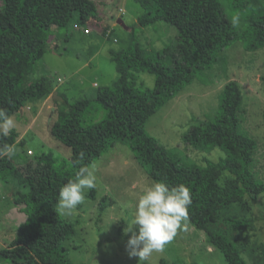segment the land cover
<instances>
[{"label":"trees","instance_id":"trees-1","mask_svg":"<svg viewBox=\"0 0 264 264\" xmlns=\"http://www.w3.org/2000/svg\"><path fill=\"white\" fill-rule=\"evenodd\" d=\"M0 1V109L11 117L30 99H44L54 91L53 78L48 75L25 82L44 56L46 40L56 37L69 41L76 32L75 24L87 35L83 28L98 19V14L90 0ZM245 2L232 0L234 9L244 11L245 24L237 27L221 0H152L153 14L140 15L137 24L146 27L164 22L174 26L180 57L170 64L154 61L147 56L135 26H129V44L109 52L119 78L98 88L94 97L69 102L61 94L64 108L57 113L50 132L70 148L69 167H56L53 152L41 153L38 158L44 164L46 186L39 188L14 156L0 157V169L17 176L14 202L25 214L16 237L0 249V264H84L73 263L68 257L64 241L75 233V224L55 211L59 190L76 178L80 167H90L115 141L131 149L153 182H164L170 188L187 186L192 199L188 220L208 233L209 242L230 264H247L234 240L220 230H210L222 219L234 230L253 227L252 217H223L222 212L244 198L257 200L264 193V179L253 167L257 142L241 129L243 94L238 82L229 80L224 85L211 120L199 121L182 135L184 143L198 150L219 148L224 155L217 161H187L144 130L157 110L210 69L219 53L232 43L240 41L248 51L264 47V8L257 0ZM142 71L154 75L152 88L135 84ZM95 101L103 116L88 123V110ZM17 137L16 131L0 136V149L16 145ZM223 173L230 176L221 184Z\"/></svg>","mask_w":264,"mask_h":264},{"label":"rangeland","instance_id":"rangeland-1","mask_svg":"<svg viewBox=\"0 0 264 264\" xmlns=\"http://www.w3.org/2000/svg\"><path fill=\"white\" fill-rule=\"evenodd\" d=\"M90 1L98 14V19L86 26L91 31L82 35V28L75 24L76 32L69 41L56 37L46 40L44 56L38 61L35 71L26 77L25 82L29 83L48 75L53 78L54 91L44 99H30L11 115L15 123L11 131L18 133L13 156L39 188L46 186L44 164L38 158L41 153L53 152L58 168L69 167L70 163V148L50 132L57 113L64 108L61 94L69 102L84 96L94 97L98 88L110 86L119 78L109 52L129 44V31L116 22L118 18L128 26H135L147 56L154 61L170 64L181 55L174 26L164 22L146 27L137 24L140 15L147 12L153 14L152 0ZM241 1L246 5V0ZM221 2L231 21L237 27L244 26V11L234 9L232 0ZM257 3L264 8V0H257ZM262 77L264 47L248 51L240 41H235L219 53L217 62L210 69L157 110L146 121L144 130L187 161L198 164H205L207 160L217 161L224 155L219 148L207 152L198 150L184 143L182 135L199 121L213 118L222 88L229 80H235L243 94L241 129L257 142L253 167L264 179ZM134 82L137 86L152 88L154 75L142 71ZM102 116L100 105L93 102L88 110L87 122L94 123ZM93 166L97 177L96 188L85 191V201L77 206L73 215L66 217L60 214L75 224V233L64 241L68 257L73 263L138 264V258L127 255L126 244L131 233L124 234L123 229L127 227L124 220L131 218L139 196L153 181L131 149L120 141H115L89 168ZM229 176L223 173L219 183L224 184ZM16 186V174L0 169V249L10 244L17 235L18 226L25 220V214L14 202ZM225 215L252 217L254 226L234 230L222 219L212 224L210 230H220L234 240L247 264H264V193L257 200L244 198L242 203L232 204L222 212V216ZM135 230L138 234V229ZM247 235L249 238L245 241ZM146 264L230 263L222 251L209 242L208 233L188 220L187 230H178L163 250L154 252Z\"/></svg>","mask_w":264,"mask_h":264},{"label":"clouds","instance_id":"clouds-1","mask_svg":"<svg viewBox=\"0 0 264 264\" xmlns=\"http://www.w3.org/2000/svg\"><path fill=\"white\" fill-rule=\"evenodd\" d=\"M14 126V120L0 109V136H8ZM14 154L13 147L0 149V157L11 159ZM83 155L80 153L81 159ZM96 179L95 166L80 167L76 178L60 188L55 211L66 217L73 215L77 206L84 203L85 191L96 188ZM191 203L190 189L184 184L170 188L164 182H153L147 187L139 196L131 218L124 220L127 224L124 234L131 233L126 244L129 258L136 257L138 264H146L154 252L163 250L178 230H187Z\"/></svg>","mask_w":264,"mask_h":264},{"label":"water","instance_id":"water-1","mask_svg":"<svg viewBox=\"0 0 264 264\" xmlns=\"http://www.w3.org/2000/svg\"><path fill=\"white\" fill-rule=\"evenodd\" d=\"M116 22L119 25H121L124 29H126L127 31H130L131 30V27H129L128 25H126L121 18H118Z\"/></svg>","mask_w":264,"mask_h":264},{"label":"built area","instance_id":"built-area-1","mask_svg":"<svg viewBox=\"0 0 264 264\" xmlns=\"http://www.w3.org/2000/svg\"><path fill=\"white\" fill-rule=\"evenodd\" d=\"M76 26V25H75ZM91 31V28L90 27H86V28H84V33L85 34H87V33H89ZM59 80H60V78H59ZM96 84V83H95Z\"/></svg>","mask_w":264,"mask_h":264}]
</instances>
